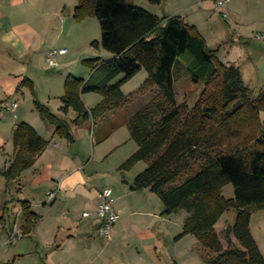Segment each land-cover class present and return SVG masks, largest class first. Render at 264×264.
Wrapping results in <instances>:
<instances>
[{
  "label": "rangeland",
  "instance_id": "374dc122",
  "mask_svg": "<svg viewBox=\"0 0 264 264\" xmlns=\"http://www.w3.org/2000/svg\"><path fill=\"white\" fill-rule=\"evenodd\" d=\"M6 1L10 4L7 9L16 19V27L29 24L36 29L42 26L40 15L58 12L52 15L53 22L48 24L49 40L48 34L43 35L23 55L9 45L0 49V264H207L206 259L213 253L205 251L196 237L187 235L177 240L188 216L185 210L164 216V203L156 194L152 193L149 198L146 197L148 192H144V197L131 190L130 185L147 168V163L140 161L128 171L120 170L138 148L131 139L127 120L153 96L138 93L147 79V72L140 71L122 85L124 95L132 96V99L121 109L107 113L103 119H83L77 125L71 120L66 121L74 142L55 135V128L41 118L36 101L45 104L52 97L47 105L58 111L57 95L65 93V84L60 86L62 79L66 82L69 77H75L88 81L93 70L87 61L94 60L102 65L114 57L102 46L93 47L94 42L101 44L102 41V30L96 17L88 16L81 21L74 18L79 0ZM129 2L160 19L179 15L186 23L196 26L208 47L219 49V58L224 64L240 68L251 90V98L262 97L264 0H230L227 17L218 6L219 0H162L160 4H152L149 0ZM68 11L72 14L64 18L62 30L65 34L60 39L61 18ZM42 40L52 42V50H67L66 55L57 57L56 68L50 67L47 56H41L37 50ZM33 60L39 61L34 64ZM12 73L19 75L22 83L28 82L27 85L21 83L22 92L15 90V83L4 82V75ZM124 77V74L119 75L110 85ZM203 89L202 84L192 82L184 67L178 70L175 77L178 103L193 106ZM83 96L88 109H93L104 99L94 92ZM14 102L19 104L15 113L7 109ZM75 115L72 119H76ZM261 119L264 121V112H261ZM23 122L30 124L49 146L30 173H24L20 181H8L4 170L14 158L13 127ZM64 180L65 187L58 198L49 200L47 193L56 188V182ZM106 187L113 190V203L121 211V221L113 229L109 243L96 234L94 241H87L77 234L83 225V212L98 209L100 193ZM234 194L233 185H227L223 190L227 199L233 198ZM24 201L30 202L32 211L40 217L33 230L27 233H24ZM235 217L236 214L230 212L219 221L217 232L224 247L227 244L222 230L233 225ZM15 227L22 234L20 239L13 238ZM251 231L264 257V210L253 214ZM62 243L64 246L60 248Z\"/></svg>",
  "mask_w": 264,
  "mask_h": 264
},
{
  "label": "trees",
  "instance_id": "16d2710c",
  "mask_svg": "<svg viewBox=\"0 0 264 264\" xmlns=\"http://www.w3.org/2000/svg\"><path fill=\"white\" fill-rule=\"evenodd\" d=\"M88 16L96 17L102 30L101 44L93 47L102 46L115 58L102 65L87 61L93 70L88 81L66 80L62 114L74 111L76 125L105 118L131 101L122 85L145 70L148 77L138 93L153 96L127 120L138 149L120 168L128 171L140 161L147 163L131 190L156 194L164 203V216L185 210L188 216L177 240L196 237L213 253L207 264H264L251 231L253 214L264 210V94L252 99L240 68L224 64L219 49H210L196 26L179 15L160 19L129 0H79L74 18ZM181 67L193 83L204 86L193 106L177 100L175 77ZM121 74L125 77L110 85ZM90 92L104 97L93 109L82 97ZM36 107L55 135L74 142L64 117L47 104L36 101ZM13 144L14 158L4 170L8 181L19 180L49 146L26 122L14 130ZM227 185L234 187L231 199L223 195ZM22 208L27 233L40 217L30 202H22ZM230 212L236 217L222 230L224 247L216 225Z\"/></svg>",
  "mask_w": 264,
  "mask_h": 264
},
{
  "label": "crops",
  "instance_id": "0c3cea01",
  "mask_svg": "<svg viewBox=\"0 0 264 264\" xmlns=\"http://www.w3.org/2000/svg\"><path fill=\"white\" fill-rule=\"evenodd\" d=\"M78 3L79 2L76 3L75 8L77 7ZM12 4L15 6L14 3H12ZM9 7H10V4L7 3V1L5 2V0H0V49H6L7 48V45H9L13 49H16L17 48L18 49V52L23 55V54L28 53L31 50V48L34 47L33 46L35 44L34 42L36 40H40L41 37L43 38V35H47L48 34V40H49V31H51V30L49 29L48 24H50V23L53 22L52 15L53 16L56 15L58 11H56L55 13H51L50 15H49V11L43 13L42 16L40 15V19H41L42 26L41 27H38L36 29L35 28L32 29L30 27L31 25H29V24L26 25V26L16 27L15 22H14V21H16V19L15 20L13 19V15H11V12L7 9ZM71 14H72L71 11H68L61 18L62 25L60 27L61 29H60V33H59V34H61V37H60V35H58V38H60V39L62 38V35L65 34V31L62 30L63 29V25L65 24L64 18L66 17V15H71ZM45 16H46V19L44 18ZM51 26H52V24H51ZM48 40H46V42H44L43 40L40 41L41 44L40 45H37L38 47H36L37 50H40L39 52L42 54L41 56H43V57H46L48 55V52L50 50H52V48H53L51 46V43L52 42L49 43ZM18 52H16V53L19 55ZM111 55H112V57L115 58V56L113 54H111ZM19 56H21V55H19ZM61 56H64V55H61ZM38 61L39 60H33V63L35 64ZM47 62H48V60H47ZM147 77H148V74H147ZM64 80L65 79H62L61 80V82H62L63 85L60 83V86H63L64 87V84H65V81ZM7 81H11L12 84L15 83L16 84V89L15 90L17 92H20V91L22 92V89H21L22 80H21V78H20L19 75H15L13 73L12 74H9V76L4 75V82H7ZM64 94H65L64 92L63 93L62 92L61 93H58V95H57L58 97L56 99L59 100V102H58V107L59 108H58V111H56V110H53V111L56 114L64 117L66 119V121H70L71 120V122H72L73 120H75V119H72L73 115H75V113L73 114V111L72 110H70L67 115H63L62 112L60 111V109L62 107L61 98L64 96ZM11 95H12V93H10V96ZM49 96L51 97L53 95H49ZM51 98L48 99L45 102V104H49ZM83 98L85 100V97L84 96H83ZM14 103H16V102H14ZM14 103H12V104H14ZM12 104H10V105L7 106V109L8 110H10V107L12 106ZM16 104H18V103H16ZM18 108H19V104H18ZM16 110L15 111L10 110V111H12V112L15 113ZM17 126L18 125L16 124V126L13 127V131L16 129ZM54 145L56 146L57 144L55 143ZM134 150H136V149H134ZM25 173H27V174L30 173V170L26 171ZM18 181H20V179ZM64 182H65V180L62 181V182H56V186L55 187L56 188L57 187L59 188V194L61 193V191L65 187V183ZM144 192L150 193L146 197H149L150 198V197L153 196L152 195V192L149 189H144V190H141V191H133V193H137L138 195H144V197H145ZM57 198H58V196H57ZM113 205H114L115 209L119 212V214H120V221H121V211L118 208H116V206H115L114 203H113ZM94 211H89V212H94ZM84 212H86V211H84ZM223 217H222V219H223ZM221 220H220V222H221ZM120 221L115 225L114 229L119 225ZM82 222H83V225L79 229V231L77 232L78 235L79 234L82 235L84 237V239H86L87 241L88 240L89 241H94L95 240L94 235L96 234V236L99 239H102V240L106 241L107 243H109L108 240H106V239H104V238H102V237L99 236V234H98L99 221L96 218H94V217L85 218L82 215ZM219 223L216 225V231H217V227H218ZM222 228H223V226H222ZM68 240H72V239L71 238H68ZM63 246H64V243L60 244V248L63 247Z\"/></svg>",
  "mask_w": 264,
  "mask_h": 264
},
{
  "label": "built area",
  "instance_id": "2783aa9c",
  "mask_svg": "<svg viewBox=\"0 0 264 264\" xmlns=\"http://www.w3.org/2000/svg\"><path fill=\"white\" fill-rule=\"evenodd\" d=\"M230 3V0H219L218 6L222 8L226 14H224L226 17L228 16V4ZM67 53L66 49H59V50H51L48 52L47 59L49 66L56 67L58 65L57 63V57L59 55H65ZM18 108V104L14 103L10 107V110L15 111ZM59 194V188H55L53 191H49L47 193V196L49 200L54 201ZM113 190L110 187H106L103 189V191L100 193V205L98 209L95 212H84L83 217L89 218L94 217L99 221L98 225V234L100 237L111 241L113 236V229L115 225L120 221V214L115 209L113 205ZM22 234L18 232V227H15L13 238H21Z\"/></svg>",
  "mask_w": 264,
  "mask_h": 264
}]
</instances>
